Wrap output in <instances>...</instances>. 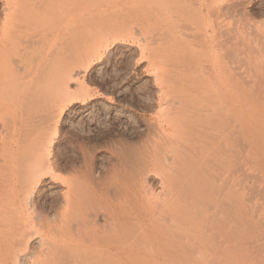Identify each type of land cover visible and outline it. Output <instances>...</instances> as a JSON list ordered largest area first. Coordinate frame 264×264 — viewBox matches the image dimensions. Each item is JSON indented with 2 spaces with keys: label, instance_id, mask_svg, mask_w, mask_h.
<instances>
[{
  "label": "bare ground",
  "instance_id": "6f19581e",
  "mask_svg": "<svg viewBox=\"0 0 264 264\" xmlns=\"http://www.w3.org/2000/svg\"><path fill=\"white\" fill-rule=\"evenodd\" d=\"M256 2L0 0V89L15 84L5 75L28 56L35 68L47 61L43 43L58 46V66L66 55L77 58L105 16H120L107 25V39L126 28L168 39L154 41L150 56L164 62L155 66L154 120L113 146L101 171L87 142L62 162L52 141L45 148L20 138V124H7L0 264H237L238 234L264 236V212L256 221L248 210L264 202V20L253 15ZM225 91L226 109L236 110L238 97L239 129L217 123Z\"/></svg>",
  "mask_w": 264,
  "mask_h": 264
},
{
  "label": "rangeland",
  "instance_id": "374dc122",
  "mask_svg": "<svg viewBox=\"0 0 264 264\" xmlns=\"http://www.w3.org/2000/svg\"><path fill=\"white\" fill-rule=\"evenodd\" d=\"M234 1L238 5V0ZM257 1L253 15L264 20L263 0ZM236 11L231 20L234 19V29L238 32V7ZM101 17L98 16L99 19ZM119 17L105 16L104 22L96 29L95 43L82 45L75 54L77 58L74 54L66 55L60 66L55 64L54 58L58 46L52 44L47 49L45 43L42 46L46 50L47 61L42 66L35 68L37 61L33 55L18 62L21 70L15 65L19 70L5 75L15 84L8 89H0V135H4L7 124H20V138L24 135L31 142L43 147L46 145L45 148L52 141L56 147L54 151L62 162L78 142H87L93 146V150L95 148L94 154L91 150L92 162L101 171L113 159V146L133 141L145 133L147 124L154 120L156 114L157 98L153 81L154 78L159 81L161 75L155 72V66L164 64L154 63L150 56L154 41L160 44L167 43L168 39L159 32L153 40L135 28H126L123 34L115 32L107 39V25L116 27ZM229 33L233 34L234 31ZM82 36L89 35L82 33ZM20 46L16 42L12 48ZM69 47L70 44L63 45L64 49ZM223 51L229 53L230 48ZM34 68V73L27 75L26 72ZM236 90L238 92V84ZM229 93H224L222 101L225 109L216 113L217 123H238V97L236 110L231 111L230 106L226 109L230 105ZM231 104L234 107L235 100ZM239 147L238 143V155ZM22 160H25L24 153L20 157ZM214 173L218 172L215 170ZM58 175L67 176L63 170ZM251 187L249 192L256 189ZM262 202H250L248 206L251 214L257 215L254 217L256 221L262 214L259 211L264 212ZM244 217L241 216L242 219ZM250 236L238 234L237 264H264V236Z\"/></svg>",
  "mask_w": 264,
  "mask_h": 264
}]
</instances>
